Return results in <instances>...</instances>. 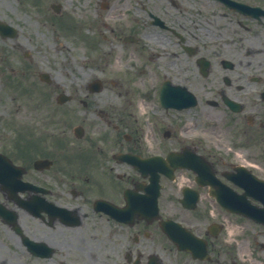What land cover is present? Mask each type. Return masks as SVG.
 Here are the masks:
<instances>
[{
	"label": "flooded vegetation",
	"instance_id": "1",
	"mask_svg": "<svg viewBox=\"0 0 264 264\" xmlns=\"http://www.w3.org/2000/svg\"><path fill=\"white\" fill-rule=\"evenodd\" d=\"M68 4L88 71L60 130L45 116L40 144L0 138L32 183L0 180V245L22 247L0 264H264V0ZM248 206L259 220L229 210Z\"/></svg>",
	"mask_w": 264,
	"mask_h": 264
},
{
	"label": "rangeland",
	"instance_id": "2",
	"mask_svg": "<svg viewBox=\"0 0 264 264\" xmlns=\"http://www.w3.org/2000/svg\"><path fill=\"white\" fill-rule=\"evenodd\" d=\"M53 2L70 6L68 0H0V20L16 31L14 37L0 36V138L11 146L40 144L41 139L34 136L39 134L37 125L53 109L55 116L47 128L60 130L64 114L55 105V94L79 91L84 86L88 69L82 66L83 51L73 41L75 35L63 25V21L70 25L71 18L55 13L50 7ZM78 7L73 3V12H78ZM108 70L113 67L109 65ZM39 71H48L54 82L48 85L41 81ZM120 89L121 84L106 82L102 93L111 95ZM17 140L23 143H10ZM1 242L3 255L22 249L5 231Z\"/></svg>",
	"mask_w": 264,
	"mask_h": 264
}]
</instances>
